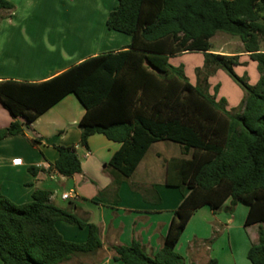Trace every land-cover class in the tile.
Returning a JSON list of instances; mask_svg holds the SVG:
<instances>
[{
    "label": "trees",
    "instance_id": "trees-1",
    "mask_svg": "<svg viewBox=\"0 0 264 264\" xmlns=\"http://www.w3.org/2000/svg\"><path fill=\"white\" fill-rule=\"evenodd\" d=\"M116 2L106 27L130 37L127 49L86 59L40 83L0 81V103L14 119L0 129V140L23 135V127L73 94L85 110L78 123L79 146L88 149L95 134L120 144L107 167L122 179H130L152 144L171 142L180 148L179 157L164 160V183L183 198L162 247L148 255L133 240L113 248L115 261L194 264L175 251L186 224L197 209L207 206L215 213L228 201V212L238 203L247 206L244 227L258 225L257 240L246 257L250 264H264V0ZM13 9L11 2L0 0V12ZM217 33L242 43L259 74L254 85L235 74L234 68L244 65L239 55L211 52L210 39ZM197 52L203 54V66L196 69L197 83L192 85L183 67L173 66L170 59ZM217 70L243 91L238 108L229 110L225 99L216 98L218 85L214 95L208 93V78ZM55 148L53 170L63 177L80 174L76 148ZM50 196L38 189L30 202L17 205L0 193L2 264H63L102 247L95 224L57 207ZM58 221L86 227V242L64 240L55 228Z\"/></svg>",
    "mask_w": 264,
    "mask_h": 264
},
{
    "label": "crops",
    "instance_id": "crops-1",
    "mask_svg": "<svg viewBox=\"0 0 264 264\" xmlns=\"http://www.w3.org/2000/svg\"><path fill=\"white\" fill-rule=\"evenodd\" d=\"M8 1L14 5L13 11L0 12V81L40 83L86 59L126 50L130 44L129 36L106 27L107 8L110 1L112 7H116L114 0H98V20L72 11L80 0ZM82 15L87 18L81 19ZM65 20L70 21L69 25ZM239 43L242 50L237 52L219 49L213 53L239 55L240 62L249 66L254 62L243 53L242 43ZM195 54L203 58L201 52ZM258 77L259 74H255V80ZM84 112L75 95L68 94L28 127H23V135L0 140V193L22 205L32 200L35 190L49 191L46 187L52 180L63 189L76 192L78 200L70 202L61 199L64 192L59 196L49 191V201L95 224L102 247L93 253L73 255L63 264H121L113 259V248L129 246L133 240L138 241L148 255H153L162 247L173 213L183 197L176 188L165 185L164 165L158 167L145 161L158 143H165L172 153L169 158L179 157V149L171 142L154 143L130 179L124 180L112 171L109 172L111 177H107L104 170L108 169L107 163L120 144L95 134L88 139V149L81 148L78 123ZM13 120L0 103V129L8 127ZM17 120L25 123L23 118ZM56 146L76 148L80 174L63 177L53 170L58 158ZM80 149L81 155L78 154ZM156 156L161 155L156 153ZM14 160H20V164H15ZM30 167L39 171L30 172ZM114 180L119 182L118 186L114 185ZM227 206L228 201L215 213L207 206L193 213L175 247L187 263L206 264L213 259L217 264H250L246 254L256 242L257 233L249 234L248 230L257 232L258 225L243 226L248 211L244 204L238 203L231 212L226 210ZM55 228L69 242L85 243L88 237L86 227L58 221Z\"/></svg>",
    "mask_w": 264,
    "mask_h": 264
},
{
    "label": "rangeland",
    "instance_id": "rangeland-1",
    "mask_svg": "<svg viewBox=\"0 0 264 264\" xmlns=\"http://www.w3.org/2000/svg\"><path fill=\"white\" fill-rule=\"evenodd\" d=\"M112 2V1H110ZM109 2V13L114 10L112 5ZM115 4L117 3L116 0L113 1ZM107 3V2H106ZM100 2L98 0H80L76 3V6L72 9V11L75 10V13H86L89 14V17L96 18V20L99 19L98 16V10H99ZM117 6V4H116ZM71 11L70 9H67V12ZM109 15V14H108ZM108 17V16H107ZM87 18L82 15L81 19ZM107 19V18H106ZM66 24L69 25V20H65ZM106 24V21H105ZM211 44V51L216 52L220 49L222 52H237L239 50H242L240 47V41L236 38L230 37L223 33H217L213 38L210 39ZM171 64L175 67L182 66L183 72L185 77L188 79V81L192 85H196L197 78H196V69L202 68L203 66V58L202 55L191 53L187 55L177 56L174 59L171 60ZM244 65L234 68V72L239 77H246L247 83L249 85H254L257 81L255 80V74L258 75L256 71V64L251 63V67H249L247 64L243 63ZM208 93L210 95H214V87L218 85V91L216 94V98L219 100L221 98L225 99L227 109H236L240 105L242 99H243V91L235 84L231 78L222 70L215 71L209 78H208ZM204 86V85H203ZM165 143H158L156 146H154L149 153L147 154L145 163L148 164L151 163V165H158V167H161L164 165V160L161 157L169 158L172 153L169 152L168 148H166L164 145ZM176 150L180 152V148L178 145L174 144ZM82 149L78 151V154L81 155ZM156 153H159L161 156L157 157ZM163 162V163H162ZM108 169L104 170V174L110 176L111 169L107 167ZM111 177V176H110ZM60 184L57 183V181H49L47 184V190L54 191L57 195H61L62 192H68L70 191L69 188H62L59 187ZM178 190V189H177ZM179 191V190H178ZM58 201V199H57ZM84 202V201H83ZM67 204V203H64ZM264 225V224H262ZM249 234L257 233L255 229L248 230Z\"/></svg>",
    "mask_w": 264,
    "mask_h": 264
},
{
    "label": "built area",
    "instance_id": "built-area-1",
    "mask_svg": "<svg viewBox=\"0 0 264 264\" xmlns=\"http://www.w3.org/2000/svg\"><path fill=\"white\" fill-rule=\"evenodd\" d=\"M14 163L15 164H20V160H14ZM61 199L64 200V201H70V202H73V201H77L78 200V196L76 194L75 191L73 190H70L68 192H64L62 195H61Z\"/></svg>",
    "mask_w": 264,
    "mask_h": 264
}]
</instances>
